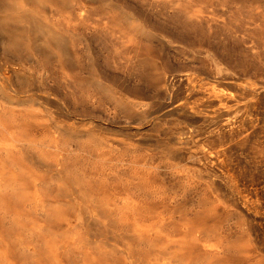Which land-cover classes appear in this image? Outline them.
Here are the masks:
<instances>
[{
  "label": "rangeland",
  "instance_id": "rangeland-1",
  "mask_svg": "<svg viewBox=\"0 0 264 264\" xmlns=\"http://www.w3.org/2000/svg\"><path fill=\"white\" fill-rule=\"evenodd\" d=\"M36 13L72 42L77 61L3 57L0 45V101L18 115L24 137L44 150L42 162L18 171V183L26 193L38 191L53 215L46 221L27 210L22 224L28 233L0 215V264H53L54 253L56 264H145L131 254L133 248L113 238L111 228L97 229L103 218L97 225L87 216L88 196L82 191L96 199L110 197L105 207L113 210L126 195H138L133 179L140 175L158 192L155 204L150 202L153 210L176 221L195 210L200 189L174 199L170 190L177 182L149 168L162 160L154 144L165 136L157 127L173 122L183 109L211 112L214 93L227 94L230 84L264 93V0H101ZM206 136L191 130L186 139ZM55 139L64 150L74 146L73 155L67 151L55 163L58 171H71L70 201L53 192L54 160L45 147ZM76 145L82 151L76 153ZM228 217L221 212L217 221L227 232L225 240L237 244L241 234ZM33 225L40 226L39 233ZM240 257L239 264H249L248 257Z\"/></svg>",
  "mask_w": 264,
  "mask_h": 264
},
{
  "label": "bare ground",
  "instance_id": "bare-ground-1",
  "mask_svg": "<svg viewBox=\"0 0 264 264\" xmlns=\"http://www.w3.org/2000/svg\"><path fill=\"white\" fill-rule=\"evenodd\" d=\"M100 1L0 0L2 56L11 55L21 60L24 58L23 54H26V59L30 61L47 59L65 63L68 58L77 61L76 52L71 49L72 42L36 12L58 7L85 6ZM227 86V94L214 93L212 104L210 102V108H213L211 112L204 114L199 108L183 109L173 122L164 121L157 127L165 136L164 139H156L154 144L155 148H160L162 160L159 164L157 162L158 165L151 163L149 168L154 171L163 170L177 182L176 187L170 190L174 199H183L195 189H200L197 206L190 215L176 221L162 211L153 210L150 202L155 204L153 199L158 192L151 191L146 186V179L140 175L133 179V187L138 195L119 198L117 208L113 210L105 207L110 197L96 199L92 194L88 195L87 190L82 191L88 196L86 205L82 201L83 207L86 206L90 211L87 216L96 220L97 225L100 218H103L97 229L111 228L114 231L113 238L127 244V250L131 251L129 247L133 248L131 254L138 256L145 264H239L240 256L248 257L249 264H264V93H261L262 98L258 89L236 88L233 84ZM6 110L0 101V215L10 219L12 225L25 229V232L26 226L22 223L27 210L36 216H43L46 221L53 218L41 194L38 191L26 193L17 179L18 171L23 170L26 165L42 162L40 154L44 150L36 142L24 137L21 125L16 124L15 117L18 115ZM191 130L199 135L205 132L207 136L202 140L198 138V141L187 140ZM144 144L147 146V143ZM46 146L45 150L52 155L51 160H54V164H51L54 171L52 180L55 181L53 192L59 198L73 200L68 188L71 171H58L55 163L67 151L73 155L74 146L68 145L64 150L58 139ZM79 147L75 148L76 153L82 151ZM145 172L147 173L146 170ZM7 174H10V180L5 179ZM105 181L107 180L104 179ZM91 203L98 204L95 207ZM17 205L19 210L14 213L12 208H17ZM73 209L78 212V209ZM221 212L229 213V223L241 234L239 243L230 244L225 240L227 232L223 231L224 227L217 221ZM39 227L33 225L32 230L37 231ZM32 230H29V234H32ZM38 233H33V236H38ZM40 233L42 234L41 231ZM39 242L33 244L42 245ZM31 252L34 253L33 250ZM52 257L53 264L59 263L57 254L54 253ZM6 264L11 262L7 261Z\"/></svg>",
  "mask_w": 264,
  "mask_h": 264
}]
</instances>
